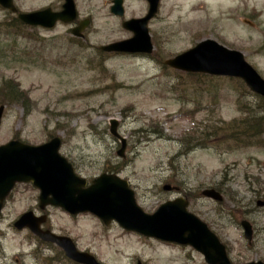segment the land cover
I'll list each match as a JSON object with an SVG mask.
<instances>
[{
	"label": "rangeland",
	"instance_id": "374dc122",
	"mask_svg": "<svg viewBox=\"0 0 264 264\" xmlns=\"http://www.w3.org/2000/svg\"><path fill=\"white\" fill-rule=\"evenodd\" d=\"M14 1L22 13L61 10L65 2ZM74 1L78 20L49 31L20 22L17 30V15L0 7V24L13 25L0 27V106L5 107L0 146L14 138L39 145L59 136L61 154L78 174L90 180L104 172L119 174L148 214L184 197L189 210L225 243L233 264L264 263V206L259 205L264 201V101L248 95L240 80L165 65L213 38L241 51L264 76V0H160L148 25L155 47L150 56L100 51L132 37L122 24L144 17L146 0H124V19L111 14L113 0ZM85 20L83 37L73 36ZM9 84L24 97L13 98ZM112 120L126 140L123 157L121 142L111 134ZM207 189L219 191L223 202L203 198ZM37 205L31 185L18 186L8 198L0 221V264H74L60 248L14 227L26 212L40 215ZM48 212L43 230L71 237L79 251L101 264H206L191 247L147 238L116 223L105 226L90 214ZM245 221L254 229L251 242L243 234Z\"/></svg>",
	"mask_w": 264,
	"mask_h": 264
},
{
	"label": "water",
	"instance_id": "95a60500",
	"mask_svg": "<svg viewBox=\"0 0 264 264\" xmlns=\"http://www.w3.org/2000/svg\"><path fill=\"white\" fill-rule=\"evenodd\" d=\"M149 11L142 19L126 21L123 27L133 33L129 40L114 43L102 50L129 54H151L154 47L148 30L149 21L158 11L159 0H148ZM0 5L16 12L12 0H0ZM111 12L124 17L123 0H114ZM73 0H66L62 12L51 8L34 13L20 14L18 18L27 25L53 28L58 21L71 23L77 19ZM88 21L73 30L75 36H82ZM169 67L190 73H204L211 76H230L242 79L254 93L264 97V79L245 60L244 55L230 50L213 40H205L189 51L165 63ZM4 107H0V126ZM111 134L122 141L119 156H123L126 141L116 131V120L111 121ZM60 138H55L41 146H31L20 141H12L0 147V215L3 202L16 183H32L40 190V208L48 205L61 208L71 215L91 213L106 225L116 221L126 230L159 239L165 242L190 245L205 255L209 264H231L225 247L212 234L207 226L186 210L183 199L168 202L157 212L148 215L137 205L134 192L126 180L114 174H102L91 185L78 176L68 160L59 154ZM208 197L221 200L215 191L204 193ZM46 216L36 217L32 212L25 213L15 223L19 230L28 228L45 242L61 247L68 258L82 264H100L89 253L77 250L70 237L59 236L49 230H42ZM242 225L246 237L251 238V226ZM251 264H263L262 262Z\"/></svg>",
	"mask_w": 264,
	"mask_h": 264
},
{
	"label": "trees",
	"instance_id": "16d2710c",
	"mask_svg": "<svg viewBox=\"0 0 264 264\" xmlns=\"http://www.w3.org/2000/svg\"><path fill=\"white\" fill-rule=\"evenodd\" d=\"M17 21V20H16ZM18 22V23H17ZM16 23L19 25L18 27H15L17 30H19L18 28H21V27H23V26H21V24H19V21H17ZM0 27H4L6 30H8V27H13V25H10V24H0ZM8 35H11L12 33H10V31H7L6 32ZM2 34V32L0 31V35ZM15 43V42H14ZM106 55V54H105ZM203 77H209V76H203ZM209 78H214V77H209ZM216 78V77H215ZM9 88H10V91H9V93L12 95V97L13 98H16L17 100H20L21 98H23L24 97V93H22L21 91H19V90H17L16 89V87L15 86H11L10 84H9ZM245 88V90H246V92H247V94L249 95V91H248V89L246 88V87H244ZM26 101V100H25ZM247 127H249V125L248 124H244V125H242V130H246L247 129Z\"/></svg>",
	"mask_w": 264,
	"mask_h": 264
},
{
	"label": "bare ground",
	"instance_id": "6f19581e",
	"mask_svg": "<svg viewBox=\"0 0 264 264\" xmlns=\"http://www.w3.org/2000/svg\"><path fill=\"white\" fill-rule=\"evenodd\" d=\"M196 12H200V13H205V11L203 10V9H199L198 11H196Z\"/></svg>",
	"mask_w": 264,
	"mask_h": 264
},
{
	"label": "flooded vegetation",
	"instance_id": "af4514ba",
	"mask_svg": "<svg viewBox=\"0 0 264 264\" xmlns=\"http://www.w3.org/2000/svg\"><path fill=\"white\" fill-rule=\"evenodd\" d=\"M37 209H38V207H36ZM49 213V212H48ZM74 264H76V263H74Z\"/></svg>",
	"mask_w": 264,
	"mask_h": 264
}]
</instances>
